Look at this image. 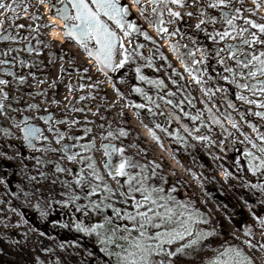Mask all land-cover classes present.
<instances>
[{"label": "rangeland", "instance_id": "obj_1", "mask_svg": "<svg viewBox=\"0 0 264 264\" xmlns=\"http://www.w3.org/2000/svg\"><path fill=\"white\" fill-rule=\"evenodd\" d=\"M119 1L134 22L136 20L160 47L156 43L143 45L141 57L135 51L136 39L130 34L125 35V30L101 15L123 42L128 57L131 52L135 57L133 62L127 61L109 74L101 71L93 57L71 39L63 37L59 42L48 37L54 25L47 21L43 4L47 3L48 12L54 15L51 3L60 0H3V6H0V61H6L0 63V80L7 81L0 84V104L3 105L0 108V264H100L93 254L95 244L86 240L83 236L86 232L74 226L78 223L85 227L104 223L110 232L119 225L115 237L119 243H127L120 236L129 221L118 218L113 214V207L104 205L133 211L132 197L139 201L141 194L134 192L121 196V192L128 193L129 184L124 183L127 177L109 175L107 163L110 159L102 147L108 144L122 148L123 156L130 157L132 164L144 166L143 169H127L133 176L129 182L133 187H139L137 182L146 177L143 182L147 187L163 188V195L173 198L158 203L175 204L177 215L183 211L199 213L192 237L165 244L166 252H175L181 244L194 238L197 231L212 233L184 252L177 253L171 258L172 264H208L229 246L242 250L252 264H261L256 258H264V223L260 222V218H264V169L250 170V162L259 161H251L245 150L264 158V153L258 151L259 147H264V140L257 135H264V117L256 115L264 108L239 100L237 93L262 103L264 95L237 88L232 83L233 79L241 81L242 78L235 76V72L241 69L229 58L228 45L235 44L241 37L230 32L221 40L215 33L225 31L226 22L221 15L230 13L228 18L233 20L237 30L255 32L258 39L264 41V33L246 23L245 19L264 24V0H228L227 6L217 7L211 6L213 0H181L180 4H174L172 0H167L166 4L149 0L151 7L146 3L148 0H139L138 3L135 0ZM131 3L137 6L138 12L131 9ZM168 9L180 15L171 16ZM157 19L163 21L161 26L169 35L158 33ZM165 40L168 51L163 45ZM173 43L180 45L178 52L171 47ZM242 47L250 54H258L264 50V43ZM152 49L157 55L165 54L185 76L181 85L189 95L188 102L180 93L176 94L179 99L173 106L160 96L152 100L160 111L162 126L181 130L180 143L172 142L162 131H155L161 144L169 142L174 159L187 172L185 177L169 176L166 172L168 164L153 156L146 140L129 124L131 115L127 109L149 134L155 124L145 105L137 108L131 102L135 90L132 88L133 70L139 68V75L153 82L162 81L163 87L156 85L163 93L168 90L165 83L170 85V91H176L160 62L149 64L143 59L150 56ZM189 51L193 53L192 57H187ZM218 51L225 64L233 68L232 73L225 72ZM181 56L198 61L190 67L199 70L196 74L200 75V82L193 79V73L185 70ZM88 57L92 63L86 62ZM224 76L229 79L224 80ZM122 77L124 81L120 80ZM255 79L264 80V76L257 75ZM205 88L211 90V95L205 93ZM230 102L233 107L228 106ZM198 114L199 118L192 120L191 117ZM226 114L232 117L237 127L232 126ZM212 117L220 123L214 122ZM21 120L40 129L47 139L35 140L32 142L35 146H30L23 138ZM121 128L127 135H120ZM109 132L112 136H108ZM58 133L64 138L57 139ZM197 136H207L208 139L199 140ZM249 140L258 147L253 148ZM65 144L74 145L72 151L76 158L73 160H68L66 152L61 150ZM109 151L117 157L111 160L110 166L114 169L122 154ZM90 162L103 177V182L97 183L89 175L93 169L86 165ZM58 167L64 171L58 172ZM78 176L82 178L79 185L76 184ZM95 184H108L113 194L106 199L105 196L99 197V201L96 194L88 196ZM169 189L173 191L169 192ZM73 194L77 199H72ZM90 200H96L100 207L94 209ZM151 207V204L145 205L144 209ZM103 209L111 223L107 222L109 218L105 220ZM72 227L77 229H74L76 238L71 236ZM163 227H175V220ZM148 231L155 233L157 229L149 227ZM136 234L133 231L132 235ZM155 259H164L167 264L169 258L165 254Z\"/></svg>", "mask_w": 264, "mask_h": 264}, {"label": "snow or ice", "instance_id": "obj_2", "mask_svg": "<svg viewBox=\"0 0 264 264\" xmlns=\"http://www.w3.org/2000/svg\"><path fill=\"white\" fill-rule=\"evenodd\" d=\"M135 2H139V0H135ZM155 3H167V0H153ZM174 4H180L181 0H172ZM68 4L71 5V9H74L73 12L70 11ZM68 4H61L59 8L54 9V14L64 21L63 23V35L66 38H72L76 40L81 47H84L89 56H94L95 61L98 65H100V70L105 71L110 68H119L121 67L125 61L128 59V53L124 50L123 42L120 41V38L117 34L112 31L101 19L100 16L103 14L107 16L110 20L114 21L118 27L125 30V35H129L130 32L128 30H136L135 25L127 24L125 25L124 17L128 14V10L126 7H122L117 0H92V4L95 5V9L91 8L85 0H68ZM228 0H213L212 7H217L218 5L227 6ZM0 6H3V0H0ZM144 9L141 8V11ZM156 11V9H153ZM236 11H239L237 9ZM168 12L171 16H179L180 13L173 12L171 9H168ZM190 15V13H189ZM230 13H222L221 19L225 20L226 28L223 33H215L218 35L221 40L225 37H228L230 32L237 34L241 37V39L233 45H228V56L233 59L236 65L240 66V71L235 72V76H239L242 78L241 81H237L235 79L232 80V83L236 85L237 88L247 89L251 92L257 93L259 95H264V80L255 79L257 75L264 76V50H260L257 53H248L247 49L243 48V45H252L264 43L258 39L257 34L255 32H248L247 29H239L237 30L236 26L233 23L231 18H228ZM210 19H215L214 17H210ZM246 19V23L251 24L253 28L259 30L260 33H264V24H257L254 21ZM70 21H72L70 23ZM171 22V21H169ZM163 21L157 19L155 21V26L157 28L158 33H163L165 36L169 35L167 29L162 27ZM50 27L52 25H49ZM199 27V25H197ZM145 36L146 39L151 40L146 33H141ZM11 38V37H5ZM94 41L95 47L89 48L88 42ZM155 43V41H153ZM117 46L120 50L121 59L118 63L114 62L113 56L117 50ZM139 47V45L137 46ZM173 50L179 51L180 45L173 43L171 45ZM243 53V55H241ZM193 53L189 51L187 53V57H192ZM202 55H206V53H202ZM217 56L219 57V62L221 64H225V59L223 56L219 55V51L217 52ZM182 62L185 64V70L193 73V79L197 82H200L201 77L196 73L199 72L198 69H193L190 67L191 64H196L198 61L195 59H186L184 56H181ZM0 63H6V61H0ZM225 72L232 73L233 68L228 67L225 64ZM138 78L145 79L143 76L139 75V68L137 69ZM23 79V78H21ZM224 80H228V76L223 77ZM175 83V81H173ZM7 81L0 80V84H5ZM157 84H162V81H156ZM83 87V86H82ZM205 93L211 95L210 89H203ZM135 91H139V89H135ZM237 98L239 100L245 101L249 104H256L258 107L264 108V103L260 100H251L248 97L237 93ZM83 99V97H81ZM167 103L172 104L171 100H168ZM183 103V101H181ZM177 107L179 105H176ZM229 107H233L231 102L228 105ZM3 105L0 104V108ZM31 107H34L32 105ZM137 108L144 107V105H136ZM185 115H189L185 113ZM209 115L211 117V110L209 109ZM256 115L259 117H264V111L256 112ZM192 120H197L199 118V114L191 117ZM226 118L232 123V126L235 128L237 124L232 120L230 115L226 114ZM214 122L220 123L219 120H215L212 117ZM21 123L24 124V127L21 128V132L24 134V140L30 146H35L32 142L39 139H47L44 137L40 131V129L35 126L28 125L24 120H21ZM59 123V121H57ZM223 127V125H221ZM156 127H161V125L157 124ZM255 128V126H253ZM167 132V129H163ZM150 134L153 139L159 142V137L149 129ZM119 133L121 136L127 135L126 131L121 128L119 129ZM170 135H176L174 133H169ZM258 138L264 140V135L257 134ZM108 136H112V133L109 132ZM63 134L58 133L57 139H63ZM69 139H73V137H69ZM78 139V138H76ZM180 137L177 135V140ZM196 139L199 140H207L208 137L197 136ZM245 139H248L246 136ZM249 143L252 144L253 148H257L258 146L249 140ZM162 146V145H161ZM74 145L65 144L62 147V151L66 152L67 159L73 160L76 158V154L72 151ZM105 148V155L110 156L111 149L112 152H120L122 154V158L118 164H116L115 168L112 169L109 165V175L114 177H127L124 183L129 184L128 193L121 192V196H126L128 194L139 192L140 200L137 201L136 198L132 197V209L133 211L127 209L115 208L111 204H105V207H113V214L118 218H126L129 221L128 225H124L122 232L123 234L120 236V239L124 240L128 243V247H122L121 245H117L120 248V251L115 253H109V255H115L116 264H166L164 259H160L157 261L155 258L160 256L163 257L165 254L169 258L167 264H172L171 258L174 257L177 253H182L188 247L197 244L200 240H202L205 236L212 235L211 232L201 233L197 231L194 238H190L186 244H181L176 248L175 252L167 251L164 248V245H171L176 241L183 240L185 237H192L193 235V225L199 222V213H193L188 211L180 212L177 215L174 211L176 205L173 204L169 206L167 203L160 204L158 201H170L173 198L169 196L163 195V188H150L145 185L143 182L146 177H142L140 181L137 183L139 187H133L129 182L133 180V176L129 174L127 171L128 168L140 167L144 168L143 165H136L131 163V158L127 156H123L122 148H115L114 146L102 145ZM82 150L84 146H81ZM246 154L250 157L251 161H259V163H251L250 162V170L252 171H260L264 169V158L254 156L247 149L245 150ZM258 151L264 153V147H259ZM91 161V158L89 157ZM89 169H93L89 172V175L93 176L95 180L103 182V177L99 175V173L95 170L94 164L89 163L86 165ZM154 167H159L158 165H154ZM57 171H64L62 168H57ZM155 175V171L152 173ZM227 173H225L226 175ZM43 175V174H41ZM139 175V174H138ZM82 178H76V184L79 185L81 183ZM119 186V181H117ZM253 187H256L255 185ZM101 188L97 185L91 186V192L88 193V196L93 195L97 191H100ZM103 193L105 194V199L110 197L113 194V189L109 187L108 184L102 185ZM169 192H172L173 189H169ZM72 199H77L75 194H73ZM127 202V201H125ZM68 203V201H65ZM89 204L95 209L99 208L100 204L96 200H90ZM151 204V208L144 209L145 205ZM181 207H185L181 205ZM144 209V210H142ZM154 209H162V211H155ZM175 220V227H163L165 223L172 224ZM111 223V220L107 221ZM260 222L264 223V218H260ZM80 231L86 233L95 232L98 237L101 238V242L113 243L116 232L120 230V226L117 225L116 228L112 229L110 235L104 236L100 232V229L104 228V224H93L91 227H85L81 224L74 225ZM149 227H155L157 231L155 233H151L148 231ZM133 231L137 234L135 236L132 235ZM246 232L249 229H245ZM246 243H250L246 241ZM208 264H252V261L244 254L242 250L235 247H226L222 252L216 254V256L208 261Z\"/></svg>", "mask_w": 264, "mask_h": 264}, {"label": "trees", "instance_id": "obj_3", "mask_svg": "<svg viewBox=\"0 0 264 264\" xmlns=\"http://www.w3.org/2000/svg\"><path fill=\"white\" fill-rule=\"evenodd\" d=\"M135 24V28L138 29V31L136 30H133L132 32H130V35H132L135 39H136V44L139 45V47H135V51L138 55H140L141 57H143L142 53H141V48L143 45H149V44H152L154 40V38L145 30L143 29V27H141L137 21L135 20L134 22ZM141 33H146L149 37H151L152 39L149 40V39H146L144 35H142ZM156 45L160 47V44L157 43L155 41ZM143 59H145L149 64H154L155 62H160L161 65H162V68L164 69L165 73H166V76H167V79L168 81L170 82V84L172 86L175 87V92H172L170 91V85L165 83V86L168 88L167 90V93H163L160 88L163 87L164 85L161 84V87H158V85H156L155 82L147 79V77H144L145 79H139L138 78V73L137 71L133 70L132 71V74H131V78H133V83L136 82L137 85L139 87H145V90L140 91H135L134 90V93H136L137 95L139 94H144L146 96H150V95H153V100L156 99L157 97H161L162 99H165L166 98V102L168 100H171L172 101V104H169L167 103L168 105L170 106H173V104H176L177 103V99H179V97H177V93L181 94V97H183L187 102L189 101V95L187 94V92L183 89L182 85H181V81H184L185 79V76L178 70V68L176 67V65H174L172 63V61L163 53H161L160 55H157V53H155L154 49H152V52L150 54L149 57H144ZM135 60V57H134V52H131V54L129 53V57L128 59L125 61V63L127 61H130V62H133ZM124 66V65H123ZM127 73V72H126ZM141 76V75H140ZM120 80L124 81V77L120 78ZM175 81V83L173 82ZM134 89H138L137 87H134ZM150 94V95H149ZM180 96V95H179ZM154 103H152L151 105L150 104H147L145 105V107L148 109L149 113H150V117L153 119L154 121V127L153 128H150L152 130V132L155 133V135L157 137H159V135L156 133L155 130H158V131H162L165 136L170 139L172 142H175V143H180L181 139H182V136H180V132L181 130H174V129H169V128H164L162 126V124L160 123L159 120H161L159 117V109L156 108L154 105ZM184 108V107H183ZM159 124L161 125V127H156V125ZM163 129H167V132H165ZM169 133H174L176 135H170ZM177 135L180 137L179 140H177ZM152 136V135H151ZM159 142H161V139L159 137ZM117 159V157H115V154L112 153V155L109 156V161L107 164H111V159ZM75 175V174H74ZM98 182H101V181H97ZM97 185V184H95ZM100 186V185H99ZM110 187V186H109ZM101 190L98 191L97 193H94L97 195L98 197V201H99V197H102V196H105V194L103 193V190H102V186H100ZM106 213V210L103 209V215L105 216V220H107V218H110L108 217L105 213ZM48 214L45 215V217H47ZM123 223H128L127 220H123L122 221ZM97 224H100V223H97ZM104 224V223H103ZM76 229V228H74ZM72 228H70V233H71V236H73L74 238L75 235H76V232L75 230ZM77 231V229H76ZM100 232L102 233V235L104 236H107V235H110L111 232L108 231L105 226L103 229H100ZM78 234V233H77ZM49 235V234H48ZM79 235V234H78ZM90 235V236H88ZM50 236V235H49ZM81 236V235H80ZM86 240H89V241H92L94 245V257L96 258V261H99L100 264H116V257L115 255H109V253H115V252H118L120 251V248L117 247V245H121L122 247H128V243H124V244H121L118 242V240L116 239V237H114V242L113 243H107V242H101V238L97 236V234L95 232H92V233H85V235H83ZM40 263V262H39ZM41 264V263H40Z\"/></svg>", "mask_w": 264, "mask_h": 264}, {"label": "bare ground", "instance_id": "obj_4", "mask_svg": "<svg viewBox=\"0 0 264 264\" xmlns=\"http://www.w3.org/2000/svg\"><path fill=\"white\" fill-rule=\"evenodd\" d=\"M128 2H131V0H128ZM146 3L148 4V7H151L149 0L146 1ZM130 7L134 12H138L137 6L134 3H131ZM43 8L47 21L54 25L52 28H50L48 32V37L50 39L62 42L63 35L62 30L60 29L62 25V20L48 12L47 3L43 4ZM147 27L152 30V27L149 24H147ZM163 45L166 46V49L168 51V44L166 40L163 42ZM86 62L92 63V59L88 57ZM127 112L131 115L129 124L134 127L139 132L140 136L146 140V143L150 146V149L153 151V156L156 158H162L168 164L166 170L167 174L172 177H185L187 172L182 167H180L178 161L174 159L173 153L169 146V142L165 141L163 144L157 142V140L153 139V137L148 133V130L142 126L137 117L132 114L131 110L127 109ZM174 170L176 171V173H174ZM219 176L221 175L219 174ZM193 184H195V182H193ZM256 259L259 263L264 264V258L262 256Z\"/></svg>", "mask_w": 264, "mask_h": 264}, {"label": "flooded vegetation", "instance_id": "obj_5", "mask_svg": "<svg viewBox=\"0 0 264 264\" xmlns=\"http://www.w3.org/2000/svg\"><path fill=\"white\" fill-rule=\"evenodd\" d=\"M89 3H90V5H91V8H93V10L95 9V5H93L92 4V0H87ZM117 2L122 6V7H124L123 6V3L122 2H120L119 0H117ZM61 4H68V0H60V2L59 3H51V11L54 13V9L55 8H59L60 6H61ZM68 7H69V9H70V11L71 12H73V14H74V9H71V5L70 4H68ZM55 15V14H54ZM101 15H103V14H101ZM100 19L112 30V31H114L115 32V30L114 29H112L102 18H101V16H100ZM124 21H125V25H127V24H133L134 25V20H133V18L130 16V15H126L125 17H124ZM72 21H70V23H71ZM62 28H63V25H62ZM116 33V32H115ZM118 36V35H117ZM69 39H71L72 41H74V39H72V38H69ZM77 44H79V43H77ZM80 45V44H79ZM81 46V45H80ZM88 47L89 48H94L95 47V42L94 41H89L88 42ZM84 50H85V48L84 47H82ZM86 51V50H85ZM91 57H94V56H91ZM122 57H121V55H120V50H119V47L117 46V50H116V52H115V54H114V56H113V60H114V62H116V63H118L119 62V60L121 59ZM96 62V61H95ZM97 64V63H96ZM98 65V64H97ZM98 67L100 68V65H98ZM113 68H110V69H107V70H105L104 72L106 73V74H109L110 72H111V70H112ZM134 87H137L138 89H140V91H141V93H142V91L143 90H145V87H139L138 85H137V83L136 82H134L133 83V85H132V88H134ZM150 95V94H149ZM153 95H150V96H146V95H144V94H139V95H137L136 93H132L131 94V102L134 104V106L136 107V105H147V104H152L153 103ZM173 113V112H172ZM162 119V118H161ZM112 160V159H111ZM111 163V162H110Z\"/></svg>", "mask_w": 264, "mask_h": 264}, {"label": "water", "instance_id": "obj_6", "mask_svg": "<svg viewBox=\"0 0 264 264\" xmlns=\"http://www.w3.org/2000/svg\"><path fill=\"white\" fill-rule=\"evenodd\" d=\"M85 2L91 7V5H90V3L87 1V0H85ZM62 22L64 23V21L62 20ZM63 37H65L64 35H63ZM66 38V37H65ZM74 42L75 43H78L76 40H74ZM93 59L95 60V58L93 57Z\"/></svg>", "mask_w": 264, "mask_h": 264}, {"label": "built area", "instance_id": "obj_7", "mask_svg": "<svg viewBox=\"0 0 264 264\" xmlns=\"http://www.w3.org/2000/svg\"><path fill=\"white\" fill-rule=\"evenodd\" d=\"M123 37H124V38H126V36H125V35H123ZM127 44H128V42H127Z\"/></svg>", "mask_w": 264, "mask_h": 264}]
</instances>
